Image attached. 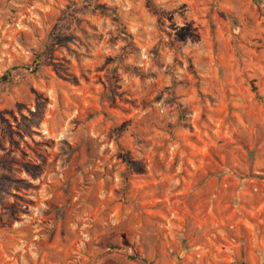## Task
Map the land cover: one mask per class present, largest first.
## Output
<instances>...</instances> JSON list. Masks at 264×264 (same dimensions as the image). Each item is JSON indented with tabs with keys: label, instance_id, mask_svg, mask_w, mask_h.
<instances>
[{
	"label": "rangeland",
	"instance_id": "rangeland-1",
	"mask_svg": "<svg viewBox=\"0 0 264 264\" xmlns=\"http://www.w3.org/2000/svg\"><path fill=\"white\" fill-rule=\"evenodd\" d=\"M0 264H264V0H0Z\"/></svg>",
	"mask_w": 264,
	"mask_h": 264
}]
</instances>
